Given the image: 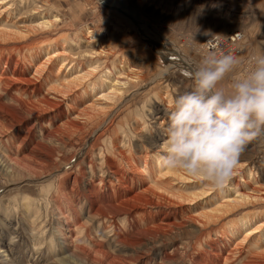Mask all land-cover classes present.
Segmentation results:
<instances>
[{
  "label": "rangeland",
  "instance_id": "1",
  "mask_svg": "<svg viewBox=\"0 0 264 264\" xmlns=\"http://www.w3.org/2000/svg\"><path fill=\"white\" fill-rule=\"evenodd\" d=\"M232 32L264 46V0H0V264H264V135L218 189L157 160L178 63Z\"/></svg>",
  "mask_w": 264,
  "mask_h": 264
},
{
  "label": "clouds",
  "instance_id": "2",
  "mask_svg": "<svg viewBox=\"0 0 264 264\" xmlns=\"http://www.w3.org/2000/svg\"><path fill=\"white\" fill-rule=\"evenodd\" d=\"M188 75L191 89L165 113L159 167L222 188L245 147L264 135V46L243 61L209 51Z\"/></svg>",
  "mask_w": 264,
  "mask_h": 264
},
{
  "label": "bare ground",
  "instance_id": "3",
  "mask_svg": "<svg viewBox=\"0 0 264 264\" xmlns=\"http://www.w3.org/2000/svg\"><path fill=\"white\" fill-rule=\"evenodd\" d=\"M127 17H129L128 16V14H125ZM125 18V17H124ZM130 18V17H129ZM58 19V18H57ZM54 20H56V18L54 19ZM59 21V20H58ZM130 22L132 23V24H134L135 26L134 27H136L137 28V30H139V32L140 33H142L143 34V30H142V27H141V25H140V23L138 22V21H136V20H134V19H132V18H130ZM49 22H47V21H45V22H42V23H40V25H43V26H46L47 24H48ZM42 26V27H43ZM88 34H92V32H88ZM145 36V35H144ZM145 37H147V36H145ZM92 38H93V40H94V42H98L99 40L97 39V37H94V36H92ZM148 38V37H147ZM244 40V37L242 38V41ZM153 42V41H152ZM155 50L156 51H158L159 49L155 46ZM169 59V58H168ZM168 59H166L167 61H169V62H173L172 60H171V58L168 60ZM176 63H178V62H176ZM178 64H181L182 66H184V68H185V70H187L188 72H191L192 71V69H190V66H189V64L186 62H183V61H180ZM177 64V65H178ZM74 68V66L73 67H71L70 68V70H72ZM93 71H95L94 69H92ZM109 72V71H108ZM106 73L105 75H104V77H101L100 78V83L103 85L104 83H106L107 82V79L110 77V72L109 73ZM106 78V79H105ZM93 88L95 89L96 87H95V85H93ZM92 88V89H93ZM102 152V151H101ZM121 153V152H120ZM119 153V154H120ZM106 154V153H105ZM121 156H123L124 157V153H121L120 154ZM99 158H101V157H99ZM110 160V159H109ZM128 161V160H127ZM117 163H115V165H116ZM93 165V164H92ZM112 165L111 166V168L113 169V171L111 172L112 174H113V176H117V182H120L121 180H120V177H119V173H120V171L118 170L119 168L118 167H116V166H118V165ZM115 166V167H114ZM92 168V167H91ZM94 168V167H93ZM107 168L108 169H110V166H107ZM104 170V169H103ZM105 171V170H104ZM103 171V172H104ZM141 171V170H140ZM142 172V171H141ZM104 173H106V172H104ZM138 173V172H137ZM143 173V172H142ZM141 174V173H140ZM103 175H105V174H103ZM105 177V176H104ZM112 179H113V177H112ZM115 180V179H114ZM101 184H102V182H101ZM126 188V187H125ZM122 192H121V191ZM128 190H130L129 188H128ZM119 191L121 192L120 193V200H118L117 202L118 203H116V199H113V200H111V201H113L112 203H109V204H107L106 206H102V205H98L97 206V209H96V213H95V217H98L99 219H101L100 221H99V229L101 228V226H103L104 227V224H105V222L104 223H102L101 221H103V219L105 220V219H116V218H118V217H120L123 213H124V209H123V205H124V186L121 188V189H119ZM127 192H129V191H127ZM115 197V196H114ZM94 198V197H93ZM31 197L30 196H24L23 197V199H22V204H24L25 206H29L30 204H31ZM131 198H129L128 200H130ZM134 199H139L138 197H137V195H136V197H134ZM33 201V200H32ZM93 201H95V200H93ZM108 201L109 200H107L106 201V203H108ZM96 202V201H95ZM110 202V201H109ZM16 203H18V202H16ZM15 203V204H16ZM97 204V203H96ZM103 204V203H102ZM117 204V205H116ZM17 205V204H16ZM136 208H138V206H133V207H131V209L130 210H132V209H136ZM110 212V213H109ZM110 214H112L113 216H109ZM111 262V261H110ZM114 264V263H113Z\"/></svg>",
  "mask_w": 264,
  "mask_h": 264
},
{
  "label": "built area",
  "instance_id": "4",
  "mask_svg": "<svg viewBox=\"0 0 264 264\" xmlns=\"http://www.w3.org/2000/svg\"><path fill=\"white\" fill-rule=\"evenodd\" d=\"M242 38L243 34L241 32H232L225 38H209L202 43V49L205 52L213 51L217 53L218 56L231 55V53L242 46L244 42V40L242 41ZM248 56H246L245 58H247ZM245 58H243L242 61Z\"/></svg>",
  "mask_w": 264,
  "mask_h": 264
}]
</instances>
